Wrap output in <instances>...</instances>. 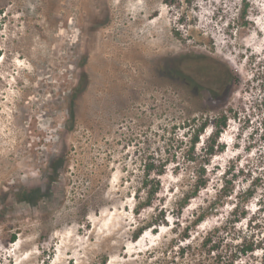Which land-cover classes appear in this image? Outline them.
Segmentation results:
<instances>
[{
  "label": "rangeland",
  "instance_id": "1",
  "mask_svg": "<svg viewBox=\"0 0 264 264\" xmlns=\"http://www.w3.org/2000/svg\"><path fill=\"white\" fill-rule=\"evenodd\" d=\"M206 57L237 78L216 97L189 79ZM263 60L264 0H0V264H157L224 183L232 194L203 226L221 219L264 174V89L249 81ZM222 114L208 183L181 208L198 169L182 120ZM169 146L136 213L144 166Z\"/></svg>",
  "mask_w": 264,
  "mask_h": 264
},
{
  "label": "trees",
  "instance_id": "2",
  "mask_svg": "<svg viewBox=\"0 0 264 264\" xmlns=\"http://www.w3.org/2000/svg\"><path fill=\"white\" fill-rule=\"evenodd\" d=\"M246 9L247 3L240 15H245ZM207 60V62L202 61L199 65L198 72L201 71V73L195 74L189 79L193 82L192 84L197 86H202V82L204 85L206 83L205 88L209 95L216 97L219 93L214 86L212 87L213 84L218 85L221 80L230 84L237 78L221 61L212 58H207ZM258 75L255 76L252 73L249 81L255 82L252 88L258 86L264 89V63ZM227 119V115L222 114L214 121L201 119L195 123V118L182 120V126L186 128L184 135L189 134V146L183 149V158L190 162H196L198 169L190 193H185L182 198L181 208L207 185L206 165L209 161L206 158L218 151L217 139L226 127ZM193 124L195 125L193 126ZM209 124L211 131L208 139L211 143L205 146L202 155L196 156L195 146L199 142V136ZM168 148L166 157L153 158L152 162L144 166L146 175L153 174V177L150 179L145 177L142 182L143 186L150 183V187L146 198L135 204L134 211L136 213L140 208L150 206L153 196L160 189L159 176L164 173L169 159L173 160L177 153L173 146ZM232 190L221 183L220 188L217 189L215 201L208 206L209 209L200 208L195 212V216L186 223H177V228L170 230L171 237L168 242L159 245L155 250L156 254L153 256L156 258L157 264H264V174L245 187V198L235 199V203H232L229 210L221 215V219L215 220L208 226H203L207 218L218 216L215 213H210V210H217L215 205L219 204V201H222L223 204V201L231 196ZM222 204L220 203L219 206ZM251 204H254V209H251ZM152 226L153 224H146L139 227L135 238ZM155 228L154 231L157 230L156 226Z\"/></svg>",
  "mask_w": 264,
  "mask_h": 264
}]
</instances>
